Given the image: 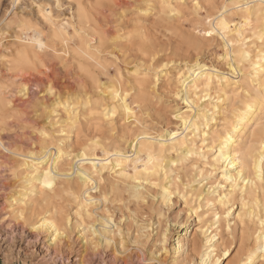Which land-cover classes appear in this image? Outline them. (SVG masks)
<instances>
[{
    "label": "clouds",
    "instance_id": "clouds-1",
    "mask_svg": "<svg viewBox=\"0 0 264 264\" xmlns=\"http://www.w3.org/2000/svg\"><path fill=\"white\" fill-rule=\"evenodd\" d=\"M101 2L113 0H11L20 15L0 23V236L28 229L49 253L5 264H222L229 252L227 264H264V87L244 91L247 53H233L238 67L223 77L243 96L201 106L189 77L200 68L196 83L208 79L207 26L185 24L212 0H129L145 6L144 24L125 32L116 17L115 33L93 18ZM225 11L234 32L264 33V0ZM97 68L100 95L81 83Z\"/></svg>",
    "mask_w": 264,
    "mask_h": 264
},
{
    "label": "rangeland",
    "instance_id": "rangeland-1",
    "mask_svg": "<svg viewBox=\"0 0 264 264\" xmlns=\"http://www.w3.org/2000/svg\"><path fill=\"white\" fill-rule=\"evenodd\" d=\"M227 2L228 0H212V3L210 4L202 3L201 8L203 9V11H201L197 17H194L193 22H189L185 24V28L187 29L195 28L197 30H200L205 26H207L206 30H208L210 27L213 26L215 21L223 18L226 19L230 28L229 35L231 38L230 41L231 43L226 42L224 41V39L221 38L222 34L220 31L216 32V34H214L212 37H208L206 35L199 37V39L201 40L210 42L206 44V46L202 51L200 65L201 66L206 65L205 69L209 70V73L212 74L210 79L211 81L209 79L206 80L202 79L200 80L199 83L195 84V88L198 89V91H193L189 96V99L192 100L193 99L195 100V98L199 96L200 97L199 104L201 106L208 105L209 103H211L213 105H217L218 107H226L227 105L225 104L223 97L225 95H232L233 93L239 92V90L235 87V84L230 83L229 81L226 80H222L223 79L222 77L230 73L232 71V68L238 67V65L235 63H232L231 67H229V63L232 60L236 59V56H233V53L238 55L247 53L246 57H242L244 61V65L248 70V72L245 73L247 74L245 76H249L253 79H250L249 80L250 82L248 81V87H245L244 91H248L249 88H251L253 93H255L261 87H264V76L261 77V81H256V78L254 79V77H256V70H257V67L254 66L255 63H257L254 57V53L256 52V48L259 47L260 44L259 39L252 40L249 39L248 36L245 35L243 32L237 33L233 31L234 26L237 25L238 18L230 16L229 13L225 11V3ZM11 6H12L11 0H0V23H4V24L9 23V18H12V22H14L15 18L20 15V8L22 6H17L15 10L9 11ZM136 9L142 12L145 10V6L133 2H129V0H113L112 3L101 2L99 6L96 8L95 13L93 14V18L96 19V23L100 24L102 28H107L109 31L115 33L116 29L115 27H113V22L115 21L116 17H119L121 20H123V23L120 24L121 30L127 32L134 30L137 27V24H141V25L144 24V21L146 19L145 17L138 16L137 11H135ZM32 11L37 15L39 14V9L37 8H33ZM147 19L154 20L155 17L150 16L147 17ZM105 20H107L109 23L108 24L102 23V21ZM209 20L212 21L213 23L212 25L208 24ZM13 31H15V28H13ZM192 34L198 36L199 31L193 32ZM241 37H243L244 40H241ZM254 44L256 45V48L252 47V45ZM221 57H223V59H221ZM100 59L101 62L103 63V58ZM117 59H119V56L117 57ZM148 59L149 62L152 63L154 67H159L163 69L165 72L172 73L173 69L164 68V64L169 63V61L166 59H162V57L158 53H153L152 56L149 57ZM214 69L216 75L215 74L213 75L212 70ZM216 71L219 73H217ZM252 71L253 72L255 71L253 75H252ZM102 72H103V68H97L87 76L86 83L81 81V83H83L84 89H87L89 84H92L93 87H97V83L99 85H103L107 77L101 75ZM108 74L113 75L114 72L112 70H109ZM121 75H123V73H121ZM93 77H95L96 79L94 80ZM230 79L242 80L245 79V77H242L239 75V73H236ZM60 83H63V81H60ZM154 83L156 84L157 90H159L160 82L154 81ZM56 86L57 85L54 82L53 87ZM190 86H192V84H190ZM102 91H106V89L102 90L98 88L97 94L100 95ZM204 92L206 93L208 99L204 98L205 97ZM221 92L224 93V95H220ZM207 93H209V95ZM239 94L243 96V92H239ZM233 99H235V96H233ZM187 107L188 106L186 104L183 105L181 107V112L183 113L184 110L187 109ZM194 111L195 109H193V111L189 113V115L192 114L194 115L195 113ZM178 123L182 124V121H179ZM246 136L247 139L250 141L252 138V129H249V131L246 133ZM3 138L7 139V137H3ZM263 173H264V164H263ZM217 175H219V173H217ZM239 211H240V205L237 204L236 209L232 213V215H236V213H238ZM8 231L9 230H5L3 236H0V264H5L6 258L17 257L18 259L23 260L25 256L28 255L29 253L31 255H29L28 258L34 261H43L47 259L49 253L47 247L43 243V237H41L40 241H36L35 233L31 232L28 229H24L23 230L24 234L22 237L17 236L15 240L5 239L4 236L8 235ZM29 241H34V243L29 244ZM52 250L54 251V252L52 251V254L54 255L55 254L54 248ZM230 254L232 256L231 252ZM231 256L228 259H230ZM228 259L224 260L222 264H227Z\"/></svg>",
    "mask_w": 264,
    "mask_h": 264
},
{
    "label": "bare ground",
    "instance_id": "bare-ground-1",
    "mask_svg": "<svg viewBox=\"0 0 264 264\" xmlns=\"http://www.w3.org/2000/svg\"><path fill=\"white\" fill-rule=\"evenodd\" d=\"M220 20H222L226 25H228V30L227 31H225V32H223V33H221L224 37H225V39H224V41H226V42H230L231 41V38H230V33H229V24H228V22L226 21V19H220ZM220 20H217V21H215L214 22V24H213V26L218 22V21H220ZM2 22V21H1ZM219 31V30H218ZM217 31V32H218ZM198 34V33H197ZM237 34V33H236ZM240 35H242V34H240ZM237 36V35H236ZM238 37V36H237ZM244 37H245V35H244ZM236 40V39H235ZM239 40V39H238ZM241 40H244V39H241ZM237 42V41H236ZM260 42V41H259ZM225 43V42H224ZM231 43V42H230ZM234 43V42H233ZM227 45V44H226ZM230 52H232V51H230ZM229 55V54H228ZM234 56V55H233ZM228 57V56H227ZM255 57V56H254ZM252 58H253V56H252ZM250 59V58H249ZM233 61V60H232ZM248 62V61H247ZM202 64V63H201ZM206 66V65H205ZM205 66H201L203 69H205ZM233 66V65H232ZM249 67V66H248ZM251 67V66H250ZM207 68V67H206ZM209 68V67H208ZM236 68V67H235ZM211 69V68H210ZM249 69V68H248ZM215 70V69H214ZM200 71V68H197L196 69V71H194L193 73H192V76L191 77H189V87H191L190 86V84H193V83H195V84H197L196 83V80H197V76H196V73L197 72H199ZM218 71V70H217ZM216 71V72H217ZM211 72V71H210ZM248 72V71H247ZM255 72V71H254ZM253 71H252V75H253V73H254ZM217 73H219V72H217ZM225 74V73H224ZM201 75H203L202 73H201ZM214 75V74H213ZM216 75V74H215ZM245 75H247V74H245ZM248 75H250V74H248ZM211 76H212V74L211 73H209V71H208V79L210 80L211 79ZM219 76V75H218ZM238 76V75H237ZM264 76V65H260V67H257V70H256V77H254V79L256 78V81H261V77H263ZM223 78V77H222ZM221 78V79H222ZM236 79V78H235ZM251 79H253V78H251ZM200 80H202V79H200ZM204 80V79H203ZM218 80V79H217ZM222 80H224V79H222ZM100 81V80H99ZM211 81V80H210ZM250 82V81H249ZM251 82H252V80H251ZM220 83V82H219ZM222 83V82H221ZM257 83V82H256ZM259 83V82H258ZM251 84V83H250ZM202 86V85H201ZM252 86V85H251ZM253 87V86H252ZM211 88V87H210ZM98 89V88H97ZM247 90V89H246ZM201 91V90H200ZM212 91V90H211ZM100 93V92H99ZM205 93V92H204ZM252 93H253V91H252ZM206 94V93H205ZM208 95H209V93H207ZM212 94V93H211ZM200 95V94H199ZM224 98V97H223ZM220 99V98H219ZM194 100V99H193ZM195 101V100H194ZM215 101V100H214ZM195 112V111H194ZM195 114V113H194ZM193 115V114H192ZM256 163V168H257V171L259 172V173H263V164H260L258 161H256L255 162ZM54 248V247H53ZM54 250H55V252H56V249L54 248ZM53 251V250H52ZM54 252V251H53ZM61 254H63V252L61 253ZM71 254V253H70ZM231 256V254H230V252L229 253H227V254H225L224 255V257H223V260H222V263H223V261L224 260H227L229 257Z\"/></svg>",
    "mask_w": 264,
    "mask_h": 264
},
{
    "label": "snow or ice",
    "instance_id": "snow-or-ice-1",
    "mask_svg": "<svg viewBox=\"0 0 264 264\" xmlns=\"http://www.w3.org/2000/svg\"><path fill=\"white\" fill-rule=\"evenodd\" d=\"M209 25H212V21L209 20L208 21ZM220 31L221 33L225 32L228 30V25H226L222 20L218 21L214 26L210 27L208 30L205 31L204 35L208 36V37H212L214 34H216L217 31ZM259 39L261 41H264V33H262L259 37ZM205 99H208L207 95L205 94ZM187 119H185V123H187ZM45 185L46 187L51 188L52 187V183L50 180H46L45 181Z\"/></svg>",
    "mask_w": 264,
    "mask_h": 264
}]
</instances>
